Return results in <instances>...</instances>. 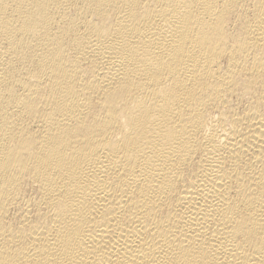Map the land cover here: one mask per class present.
<instances>
[{"label": "bare ground", "instance_id": "1", "mask_svg": "<svg viewBox=\"0 0 264 264\" xmlns=\"http://www.w3.org/2000/svg\"><path fill=\"white\" fill-rule=\"evenodd\" d=\"M0 264H264V0H0Z\"/></svg>", "mask_w": 264, "mask_h": 264}]
</instances>
